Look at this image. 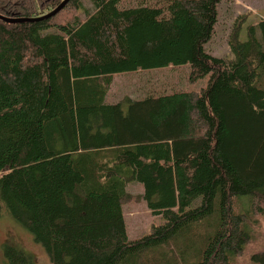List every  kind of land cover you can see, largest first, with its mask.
Masks as SVG:
<instances>
[{"label":"trees","instance_id":"obj_1","mask_svg":"<svg viewBox=\"0 0 264 264\" xmlns=\"http://www.w3.org/2000/svg\"><path fill=\"white\" fill-rule=\"evenodd\" d=\"M61 1L0 0L31 19H0V216L52 264H241L264 214V18L244 40L237 18L225 59L205 48L221 0H68L41 17ZM182 64L206 86L105 99L119 73ZM133 181L163 223L129 240Z\"/></svg>","mask_w":264,"mask_h":264},{"label":"rangeland","instance_id":"obj_2","mask_svg":"<svg viewBox=\"0 0 264 264\" xmlns=\"http://www.w3.org/2000/svg\"><path fill=\"white\" fill-rule=\"evenodd\" d=\"M138 0H124L126 4L137 3ZM151 2L152 0H145ZM85 3H87L85 1ZM89 4L87 3V6ZM86 6V7H87ZM218 19L214 27L211 40L205 48L215 56L233 59L227 39L233 29L237 18L241 21L242 28L240 40L246 39V26L255 24L264 18V0H221L217 7ZM188 64L169 65L164 67L138 69L130 72L119 73L113 77L106 101L115 103L124 97L132 100L142 99L149 94L157 95L172 91H198L205 87L209 75L191 82L189 80ZM142 184L133 181L127 187V196L123 204V216L125 230L129 240L140 239L149 232L153 224L163 223L160 215L151 213L142 196ZM249 208L246 199L241 198L238 208L244 212ZM253 224V239L246 247V251L240 255L239 261L244 264H257L249 259V255L264 247V214L255 216ZM13 247L29 256L31 264H52L43 247L37 243L32 234L15 221L10 215L0 216V264H12L5 255L6 247ZM19 264V263H14Z\"/></svg>","mask_w":264,"mask_h":264},{"label":"water","instance_id":"obj_3","mask_svg":"<svg viewBox=\"0 0 264 264\" xmlns=\"http://www.w3.org/2000/svg\"><path fill=\"white\" fill-rule=\"evenodd\" d=\"M68 2V0H62L56 7H54L53 10H51L50 12H48L47 14H44L43 16L41 17H50V16H53L55 15L57 12H59L62 7H64V5ZM0 19L6 21V22H25V21H29L31 19H28V18H14V17H7V16H3L0 14Z\"/></svg>","mask_w":264,"mask_h":264}]
</instances>
